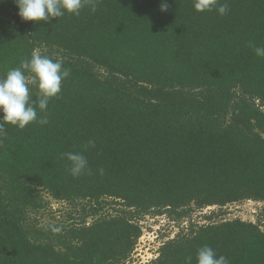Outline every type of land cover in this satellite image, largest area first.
Masks as SVG:
<instances>
[{"label":"trees","instance_id":"trees-1","mask_svg":"<svg viewBox=\"0 0 264 264\" xmlns=\"http://www.w3.org/2000/svg\"><path fill=\"white\" fill-rule=\"evenodd\" d=\"M161 2L100 0L34 24L0 0V77L36 50L70 70L47 125H4L0 264H126L141 221L160 216L187 225L146 264H197L204 245L264 264V57L250 47L264 46V0H220L223 16ZM69 151L90 172L70 175ZM44 195L72 207L59 232L34 218ZM246 201L262 204L256 223L191 220Z\"/></svg>","mask_w":264,"mask_h":264},{"label":"clouds","instance_id":"clouds-1","mask_svg":"<svg viewBox=\"0 0 264 264\" xmlns=\"http://www.w3.org/2000/svg\"><path fill=\"white\" fill-rule=\"evenodd\" d=\"M18 15L24 22H49L52 18L70 15H79L80 11L88 7L92 13L97 10L100 0H14ZM169 5L161 2L160 11L166 12ZM193 8L196 12H211L215 10L218 15H225L229 6L227 2L220 0H193ZM257 57H264V46L250 44ZM70 75V70L63 68L62 61L53 60L47 55H42L38 50L34 51L30 59H24L20 65L11 68L0 77V138L5 134L4 125L25 128L30 123L40 125L49 123L47 107L50 99L57 98L61 92L62 81ZM37 89L38 100L31 98L32 88ZM35 105V106H34ZM37 107L44 115L38 118ZM94 141L90 140L85 149L94 147ZM60 159L68 162L67 168L73 177H78L88 169V160L83 152L69 151L62 153ZM101 174L103 169H100ZM52 232H59L60 228L50 225ZM197 264H228L225 256L217 257L215 250L204 245L200 247L196 255ZM192 257H187L186 264H191Z\"/></svg>","mask_w":264,"mask_h":264},{"label":"rangeland","instance_id":"rangeland-1","mask_svg":"<svg viewBox=\"0 0 264 264\" xmlns=\"http://www.w3.org/2000/svg\"><path fill=\"white\" fill-rule=\"evenodd\" d=\"M43 198L48 203V206L34 217L38 225L50 227V225L57 226L59 223L66 222L67 215L71 212L72 207L52 202L46 195ZM261 207L260 203L253 201L230 205L222 210H218L217 207H209L193 213L191 220L203 224L206 222L203 220V217L214 212L212 222L239 219L241 221L256 223L258 219L257 214ZM140 224L142 225V235L137 241L132 257L126 264H146L154 259L162 243L173 238L181 228L186 227L187 221L177 224L175 222H168L167 218L160 216L146 217Z\"/></svg>","mask_w":264,"mask_h":264},{"label":"built area","instance_id":"built-area-1","mask_svg":"<svg viewBox=\"0 0 264 264\" xmlns=\"http://www.w3.org/2000/svg\"><path fill=\"white\" fill-rule=\"evenodd\" d=\"M261 204V203H260ZM262 205V204H261Z\"/></svg>","mask_w":264,"mask_h":264}]
</instances>
